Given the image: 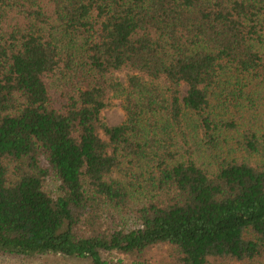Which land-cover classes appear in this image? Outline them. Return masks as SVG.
I'll return each mask as SVG.
<instances>
[{"label":"trees","instance_id":"trees-1","mask_svg":"<svg viewBox=\"0 0 264 264\" xmlns=\"http://www.w3.org/2000/svg\"><path fill=\"white\" fill-rule=\"evenodd\" d=\"M263 105L264 0H0V254L264 264Z\"/></svg>","mask_w":264,"mask_h":264},{"label":"rangeland","instance_id":"rangeland-1","mask_svg":"<svg viewBox=\"0 0 264 264\" xmlns=\"http://www.w3.org/2000/svg\"><path fill=\"white\" fill-rule=\"evenodd\" d=\"M128 73H129L128 69H121L119 71H116L114 75L119 81L125 83L126 76L128 75ZM185 89L186 88L184 86L182 94L185 93ZM56 93H57V89H56ZM121 103L122 102L120 98L112 97L109 105L102 111L104 120L108 125H116L124 120L125 113ZM166 249H167L166 246H160V251H163L164 254H166ZM107 256L112 259L117 258L115 253L107 254ZM0 264H88V262L86 260H77V259H69V258H61V257L56 258V262H54L53 260H51L49 263L42 262L40 260H36L33 262H26L20 258H15L0 254ZM163 264H167L166 260H164ZM209 264H239V262L232 260L226 261V260L212 259Z\"/></svg>","mask_w":264,"mask_h":264}]
</instances>
